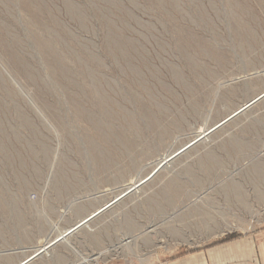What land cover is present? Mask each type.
Instances as JSON below:
<instances>
[{"label": "rangeland", "instance_id": "rangeland-1", "mask_svg": "<svg viewBox=\"0 0 264 264\" xmlns=\"http://www.w3.org/2000/svg\"><path fill=\"white\" fill-rule=\"evenodd\" d=\"M263 96L264 0H0V264L264 231Z\"/></svg>", "mask_w": 264, "mask_h": 264}, {"label": "crops", "instance_id": "crops-1", "mask_svg": "<svg viewBox=\"0 0 264 264\" xmlns=\"http://www.w3.org/2000/svg\"><path fill=\"white\" fill-rule=\"evenodd\" d=\"M174 264H264V231L219 241Z\"/></svg>", "mask_w": 264, "mask_h": 264}, {"label": "bare ground", "instance_id": "bare-ground-1", "mask_svg": "<svg viewBox=\"0 0 264 264\" xmlns=\"http://www.w3.org/2000/svg\"><path fill=\"white\" fill-rule=\"evenodd\" d=\"M78 9V8H77ZM79 11V10H78ZM81 12V11H80ZM79 12V13H80ZM78 13V14H79ZM73 14V13H72ZM79 16V15H78ZM56 66V65H55ZM67 70V69H66ZM254 223V222H253ZM130 239V238H129ZM132 241V240H131ZM130 241H127L125 244H128ZM117 249V248H116ZM131 250H133L132 248H131ZM108 252H106L105 253V251L103 252V253H99L97 256H95V257H92V256H90L89 258H86V259H83V258H81L83 261H80V263L79 264H99V261L101 260L102 262L103 261H105V259H106V254H107ZM109 254V253H108ZM107 254V255H108ZM118 254V253H117ZM110 255V254H109Z\"/></svg>", "mask_w": 264, "mask_h": 264}, {"label": "water", "instance_id": "water-1", "mask_svg": "<svg viewBox=\"0 0 264 264\" xmlns=\"http://www.w3.org/2000/svg\"><path fill=\"white\" fill-rule=\"evenodd\" d=\"M263 97H264V96H263ZM261 98H262V97H261ZM261 98H260V99H261ZM256 101H257V100H256ZM227 122H228V121H227ZM183 151H184V150H183ZM157 171H158V169H157V170H156V171H155V172H154L149 178H151L152 176H154V175L156 174ZM118 200H120V199H118ZM118 200H116L115 202H117ZM115 202H114V203H115ZM114 203H113V204H114ZM87 221H88V220H87ZM87 221H85V222H87Z\"/></svg>", "mask_w": 264, "mask_h": 264}]
</instances>
